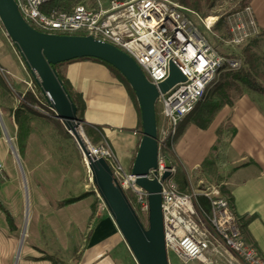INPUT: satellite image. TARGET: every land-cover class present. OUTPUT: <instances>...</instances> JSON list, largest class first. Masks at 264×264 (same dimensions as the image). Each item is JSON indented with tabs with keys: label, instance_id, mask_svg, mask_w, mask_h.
Masks as SVG:
<instances>
[{
	"label": "crops",
	"instance_id": "crops-1",
	"mask_svg": "<svg viewBox=\"0 0 264 264\" xmlns=\"http://www.w3.org/2000/svg\"><path fill=\"white\" fill-rule=\"evenodd\" d=\"M248 4L262 32L256 50L264 55V0ZM0 56L17 86V96H24L31 74L11 41L0 40ZM57 72L82 96L89 141L109 145L121 167L131 172L143 134L140 112L123 84L104 64L91 59L63 64ZM2 109L14 127L8 139L23 133L24 158L17 153L23 162L19 170L8 161L7 150L0 154L4 165L0 264H51L45 255L65 264H137L109 212L99 208L95 186L72 137L64 136L51 117L24 109V114L17 115L18 126L13 112ZM219 138L220 149L214 151ZM172 155L176 169L175 160L184 167L189 188L191 173L196 175L204 161L218 164L221 157L229 165L214 185L228 191L241 223L252 218L242 226L243 236L264 256V94L245 89L232 104L218 109L206 128L189 116L181 124ZM83 167L85 173L80 170ZM201 172L202 177L205 172ZM24 218L29 220L27 228Z\"/></svg>",
	"mask_w": 264,
	"mask_h": 264
},
{
	"label": "built area",
	"instance_id": "built-area-1",
	"mask_svg": "<svg viewBox=\"0 0 264 264\" xmlns=\"http://www.w3.org/2000/svg\"><path fill=\"white\" fill-rule=\"evenodd\" d=\"M14 1L22 19L36 31L91 36L113 45L129 55L155 86L169 77L171 64L177 67L185 80L160 93L156 100L162 119L157 126V163L142 176L161 184L167 255H173L182 264H264L261 252L246 242L232 200L223 195L218 186L180 192L174 180L176 167L170 154L181 122L204 99L222 72L235 71L241 66L239 55L221 54L189 17L197 16L203 27L211 31L221 13L215 9L216 19L209 23L208 17L201 18L175 0H92L90 4L74 5L70 11L55 9L48 13L42 12L41 7L49 0ZM225 29L226 37L221 38V42L222 47L228 49L242 47L257 36L259 29L252 7L247 4L227 16ZM25 85L36 101L29 106L41 115L54 117L32 77ZM19 99L24 101L23 96ZM82 139L92 157L107 161L138 216L145 215L147 219L148 194L136 185L137 176L121 167L109 145H94L84 133ZM79 150L86 165L85 156ZM168 163L170 168H167ZM3 171L0 161V179ZM165 172L171 175L161 182ZM94 190L100 198L96 188ZM200 196L208 200L207 207L198 201ZM100 201L107 210L101 198Z\"/></svg>",
	"mask_w": 264,
	"mask_h": 264
},
{
	"label": "water",
	"instance_id": "water-1",
	"mask_svg": "<svg viewBox=\"0 0 264 264\" xmlns=\"http://www.w3.org/2000/svg\"><path fill=\"white\" fill-rule=\"evenodd\" d=\"M0 22L16 47L31 77L39 87L54 118L59 120L85 156L86 166L98 195L118 228L137 264H169L164 242L161 184L144 177L157 163V123L155 105L158 96L185 77L173 64L169 77L157 86L151 84L138 64L117 47L91 36L54 35L36 31L21 17L14 0H0ZM77 58H95L116 68L133 89L140 108L143 138L131 173L136 185L148 194L147 225H144L125 192L113 177L104 158L92 157L82 139L84 122L64 88L54 65ZM171 164H167L170 168ZM163 173L160 181L170 177Z\"/></svg>",
	"mask_w": 264,
	"mask_h": 264
},
{
	"label": "trees",
	"instance_id": "trees-1",
	"mask_svg": "<svg viewBox=\"0 0 264 264\" xmlns=\"http://www.w3.org/2000/svg\"><path fill=\"white\" fill-rule=\"evenodd\" d=\"M180 5L186 7L187 9L191 10L201 18H206L210 15H212V11L214 8L220 6L221 3L218 2V0H175ZM249 0H243L240 1L237 6L232 9L229 12L223 13V15L220 16L218 19L215 28H220L221 26L226 27V18L230 14L242 9L245 5L248 4ZM78 3H85L83 0H49L46 4H44L41 7V11L44 13H48L52 10H63V11H70L74 5ZM262 35V32L259 31L257 36L253 37L250 41H248L245 45H243L240 49V59H241V66L238 70L235 71H224L222 73V76L219 80V82L215 85L214 89L212 90L211 94L209 95L208 101H205L206 96L202 101H200L195 109L188 114L181 124H185L187 119L190 118L194 120V122L201 128H206L210 122L212 121L215 112L220 109L222 106L226 104H232L233 101H235L245 89H251L254 91H258L262 94H264V55L257 52L256 48L259 46L260 37ZM83 59H91L98 61L102 64H104L110 72L120 80V82L125 87L128 94L131 96L134 105L137 107V109L140 112L139 104L136 99L135 93L131 86L129 85L128 81L123 77V75L112 65L99 60L95 58H77L70 61H66L63 63H59L57 65L53 66V69L57 72V69L59 66L63 64H67L73 61L77 60H83ZM60 80L62 81V84L64 88L66 89L67 93L69 94L72 103L76 107V113L77 117L80 120H83L84 112H85V103L82 99V96L75 92L69 82L64 79L59 73L57 72ZM207 95V94H206ZM23 107L27 110L30 109V104L36 102L34 97L31 95L30 92L26 93L23 96ZM203 102L202 105L200 103ZM0 111L3 113V109L0 108ZM19 113V110L15 108L13 111V116L15 119H17V115ZM156 114V123H158V114L155 109ZM46 117V116H45ZM188 117V118H187ZM48 118V117H47ZM49 120H53L61 130L62 134L64 136L72 137L64 128L62 123L60 121H57L55 119L48 118ZM140 121H141V115H140ZM181 124L178 128L176 137L179 136L181 132ZM84 130L86 132V135L89 132V129L85 126ZM233 132V131H232ZM221 146V138L218 139L216 146L213 147L212 150L218 151ZM171 158L173 159L172 153L170 154ZM215 161L212 160H206L203 163L202 170L205 172V169L208 165H213ZM174 180L178 186V189L180 192H188L190 190L189 188V182L187 180L186 175L180 171L177 167L176 173L174 175ZM220 191L223 195L228 196L230 199L228 191L225 189L224 186H219ZM232 200V199H231ZM198 201L205 207L208 206V200L202 196L198 197ZM252 218H248L245 222L242 223V226L245 227L246 224L251 220ZM45 258L51 261V264H65L62 260H60L57 257L45 255Z\"/></svg>",
	"mask_w": 264,
	"mask_h": 264
},
{
	"label": "rangeland",
	"instance_id": "rangeland-1",
	"mask_svg": "<svg viewBox=\"0 0 264 264\" xmlns=\"http://www.w3.org/2000/svg\"><path fill=\"white\" fill-rule=\"evenodd\" d=\"M243 0H218L220 4V6L216 7L213 9V13L212 15H214V10L220 8L221 11V15H223V13L225 12H229L232 9H234L237 4ZM83 2L90 4L92 3V0H83ZM189 17H191V19L193 20V22L195 23V25L197 26V28L199 29V31L201 32V34L214 46H217L219 49V52L221 54L224 55H230L231 52L236 53L237 55L240 56V49L241 47L237 48V49H228L226 47H222V42H221V38H225L226 37V29L224 26H221L220 28H215L213 27L211 31L206 30L203 25L201 24V22L199 21V18L197 16L194 15H189ZM226 26V25H225ZM7 34L6 31L3 27V25L0 22V40L4 41H11L10 39L7 38ZM252 39V38H251ZM250 39V40H251ZM249 40V41H250ZM12 43V42H11ZM5 67L3 66L2 62H1V56H0V100L2 98L6 99L7 101H0V108L5 107L7 110L9 111H14L15 108H17L19 110V117L24 114L26 112V108L23 107L22 103L23 101H17L16 98H19L17 96V86L14 84V80L12 79V77L5 71L4 69ZM223 73V72H222ZM222 73L220 74L219 78L217 79V82L214 83L210 89L207 92L206 95V99L205 101H208V99L210 98L209 95L211 94L212 90L214 89L215 85L219 82ZM2 102H5V104H2ZM22 108V110H21ZM31 109V114H33L35 111L30 107ZM155 109L156 112L158 114V123L157 126H159V124L161 123V116L159 115V105L156 104L155 105ZM35 114V113H34ZM18 126L21 125V119L18 118L17 119V123ZM13 125L12 123H10L9 119L7 118L6 115H3L0 111V154H5V150L6 153H8V161H13V163L16 165V167L20 170V164H22L23 162L21 161V159L24 158V148H23V142H22V135L23 133H19V137L14 138V139H8V135H10L13 132ZM82 133H84V135L87 138L86 132L84 130H82ZM7 139V141H6ZM73 139V138H72ZM88 139V138H87ZM74 140V139H73ZM89 140V139H88ZM75 142V141H74ZM17 153L19 155V157L21 159H19V157H17ZM81 155V154H80ZM221 157H219V162L218 164L214 163L213 165H208L207 168L209 169H205V173L202 175V166L203 163L200 165V169L195 171L194 174L196 175H190V188L193 190H197L200 188H204V187H210V186H216L214 185L215 183L219 182V180L224 176V171L228 170V166L229 165H224V163L220 160ZM80 160V159H79ZM78 161V160H77ZM76 161V163L78 164V162ZM175 164H177V167L180 171H182L185 175V169L182 166V164L178 161L175 160ZM205 162V161H204ZM23 165V164H22ZM227 169V170H226ZM83 173H85L86 169L83 167L80 169ZM198 173V174H197ZM21 174V171H20ZM88 175L91 177L90 173L88 172ZM22 176V174H21ZM202 179L201 183L198 182L199 179ZM95 189V187L93 188V190ZM94 194L97 197V194L94 190ZM128 195L129 192H128ZM130 197V196H129ZM97 204L99 206L100 209H104L105 212H107V210L104 208V206L102 205V202L100 201V198L97 197ZM140 218L143 222L144 225H147V219L145 215H141L140 214ZM24 225L26 226V228L29 225V220L27 219L25 221V218L23 220ZM65 259V257H64ZM168 259H169V264H182L179 262V260L174 257L171 254H168ZM194 264H200L198 262L194 263Z\"/></svg>",
	"mask_w": 264,
	"mask_h": 264
},
{
	"label": "bare ground",
	"instance_id": "bare-ground-1",
	"mask_svg": "<svg viewBox=\"0 0 264 264\" xmlns=\"http://www.w3.org/2000/svg\"><path fill=\"white\" fill-rule=\"evenodd\" d=\"M220 11H221V9L218 8V9H217V12H220ZM215 19H216V14L208 16L207 21H208L209 23H212ZM81 133H82V132H81ZM86 164H87V162H86Z\"/></svg>",
	"mask_w": 264,
	"mask_h": 264
}]
</instances>
